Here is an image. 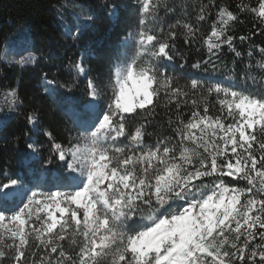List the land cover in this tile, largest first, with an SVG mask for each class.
Listing matches in <instances>:
<instances>
[{
  "label": "snow or ice",
  "instance_id": "obj_1",
  "mask_svg": "<svg viewBox=\"0 0 264 264\" xmlns=\"http://www.w3.org/2000/svg\"><path fill=\"white\" fill-rule=\"evenodd\" d=\"M134 5L106 72L92 75L81 57L69 61L71 82L44 73L68 92L85 77L88 103L67 143L43 130L55 170L2 174L0 264H264V41L254 40L264 0H235V10L226 0ZM80 15L73 39L95 21ZM242 16L257 30L236 35ZM236 41L248 44L246 59ZM193 49L203 55L189 64ZM177 61L202 75L177 74ZM220 67L224 80L213 81ZM5 99L14 108L16 89ZM27 120L35 125L36 113Z\"/></svg>",
  "mask_w": 264,
  "mask_h": 264
},
{
  "label": "trees",
  "instance_id": "obj_2",
  "mask_svg": "<svg viewBox=\"0 0 264 264\" xmlns=\"http://www.w3.org/2000/svg\"><path fill=\"white\" fill-rule=\"evenodd\" d=\"M233 6L235 0H226ZM118 7V16H110L108 5ZM83 11L95 16L94 23L82 29L78 39H73L69 30L82 25ZM244 23L235 25V34H246L253 28L250 16H242ZM135 23L134 0H0V178L7 172L9 175L25 174L31 178L34 174L47 175L48 170H55L61 163L54 157L48 164L49 141L43 130L53 133L59 142L67 143L70 135H77L73 121L78 110H83L88 103L85 95V77H78L71 92L65 89L48 86L44 83V73L48 78L55 77L59 82H71L75 76L69 67V61L83 57L85 66L91 74H103L108 62L120 50L122 37ZM20 27L27 28L31 35L29 52L37 58L35 64L20 67L9 61V54L15 45L14 36ZM256 43L264 41V35L254 37ZM237 49L245 54L248 44L236 41ZM180 49H186L183 40L178 41ZM8 53L6 59L4 51ZM193 49L189 52V64L198 56ZM234 53L225 46L221 59L229 67L232 66ZM258 58V57H257ZM177 61L176 73L193 72L190 67L180 68ZM239 69L240 64L237 62ZM169 71H172L169 69ZM212 80H224L225 69L211 73ZM15 88L18 102L14 108L5 99L7 90ZM46 88L50 90L45 91ZM54 89V90H52ZM13 109L11 118H5L4 112ZM35 112L37 122L30 125L27 120L29 112ZM2 118V119H1ZM38 145L39 151L34 153L27 147L28 143Z\"/></svg>",
  "mask_w": 264,
  "mask_h": 264
},
{
  "label": "rangeland",
  "instance_id": "obj_3",
  "mask_svg": "<svg viewBox=\"0 0 264 264\" xmlns=\"http://www.w3.org/2000/svg\"><path fill=\"white\" fill-rule=\"evenodd\" d=\"M78 17L80 18L81 15H78ZM30 40H31V35L28 32L27 28L20 27L19 29H17L14 36L15 45H13L12 51L9 54V58L7 59L11 62L12 61L15 62L16 60H19L22 57L24 58L29 57L30 55L29 49L31 46ZM3 56L4 58L8 57V53L6 52V50L4 51ZM26 66L27 64L24 67ZM13 112H14L13 109H8L7 112H4L5 118L6 119L11 118ZM32 156H34V152H32Z\"/></svg>",
  "mask_w": 264,
  "mask_h": 264
}]
</instances>
